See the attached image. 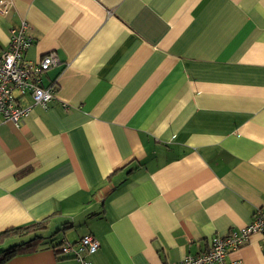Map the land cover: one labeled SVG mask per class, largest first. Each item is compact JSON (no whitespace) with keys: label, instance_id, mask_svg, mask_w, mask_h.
I'll list each match as a JSON object with an SVG mask.
<instances>
[{"label":"crops","instance_id":"crops-1","mask_svg":"<svg viewBox=\"0 0 264 264\" xmlns=\"http://www.w3.org/2000/svg\"><path fill=\"white\" fill-rule=\"evenodd\" d=\"M11 3L0 56L25 21L24 62L60 64L47 109L0 118V233L45 227L7 264H75L87 235L92 264H179L264 210V0ZM227 260L264 264V235Z\"/></svg>","mask_w":264,"mask_h":264},{"label":"built area","instance_id":"built-area-1","mask_svg":"<svg viewBox=\"0 0 264 264\" xmlns=\"http://www.w3.org/2000/svg\"><path fill=\"white\" fill-rule=\"evenodd\" d=\"M11 6V0H0V15H8ZM28 29L29 25L25 21L12 27L8 47L0 56V118L16 126L26 119L32 110V106H19L17 93L22 96L29 94L33 106L43 109L48 108L57 93L54 88H45L42 83V76L60 64L55 52L36 62H24V56L33 43L28 36ZM255 234L264 235V210L257 211L253 221L239 231H234L224 238H215L207 252L188 255L179 264H241L239 261L228 262L227 257ZM99 249L100 243L94 235L84 236L76 244L66 240L61 243V253L72 256L75 264H92L89 257Z\"/></svg>","mask_w":264,"mask_h":264},{"label":"trees","instance_id":"trees-1","mask_svg":"<svg viewBox=\"0 0 264 264\" xmlns=\"http://www.w3.org/2000/svg\"><path fill=\"white\" fill-rule=\"evenodd\" d=\"M45 227L41 223L8 229L0 233V264H7L14 258L37 252L42 247L43 237L40 235ZM16 241L9 248H3L8 240ZM53 244V242H51ZM53 246L52 248H58Z\"/></svg>","mask_w":264,"mask_h":264},{"label":"rangeland","instance_id":"rangeland-1","mask_svg":"<svg viewBox=\"0 0 264 264\" xmlns=\"http://www.w3.org/2000/svg\"><path fill=\"white\" fill-rule=\"evenodd\" d=\"M9 243H11V241L7 242L6 245L3 248H9V246H10Z\"/></svg>","mask_w":264,"mask_h":264}]
</instances>
